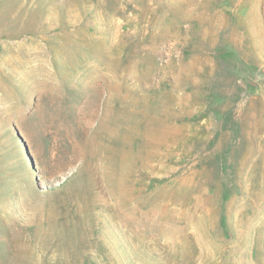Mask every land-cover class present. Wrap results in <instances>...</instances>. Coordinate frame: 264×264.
<instances>
[{
  "label": "rangeland",
  "instance_id": "1",
  "mask_svg": "<svg viewBox=\"0 0 264 264\" xmlns=\"http://www.w3.org/2000/svg\"><path fill=\"white\" fill-rule=\"evenodd\" d=\"M0 264H264V0H0Z\"/></svg>",
  "mask_w": 264,
  "mask_h": 264
}]
</instances>
